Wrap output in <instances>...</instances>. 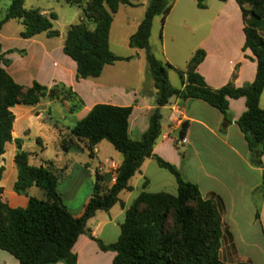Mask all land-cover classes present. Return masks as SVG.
Wrapping results in <instances>:
<instances>
[{
  "label": "trees",
  "instance_id": "16d2710c",
  "mask_svg": "<svg viewBox=\"0 0 264 264\" xmlns=\"http://www.w3.org/2000/svg\"><path fill=\"white\" fill-rule=\"evenodd\" d=\"M64 1L82 8L83 12L81 20L70 26L63 44L64 54L77 64L78 79L98 78L106 66L131 60V57H121L112 52L110 32L120 6L137 5L131 0ZM175 1L151 0L143 21L129 39L130 48L145 52L157 89V106L142 138L133 140L129 134L132 107L108 104L94 106L85 118L69 128L65 136H60V148L65 153L87 150L93 157L97 145L108 141L123 155L113 185H110L108 174L96 170L93 194L81 217L73 216L58 192L59 175L49 167L31 165L33 154L23 149L21 139L14 140L17 146L14 162L18 172L14 192L27 196L29 201L25 208H12L3 200V189L0 188V249L16 257L20 264H77L73 248L79 237L88 231L87 222L98 211H109L117 203L125 207L120 201V193L132 191L130 180L150 158L174 175L177 193L142 192L126 210L117 242L104 245L93 239L103 251L116 253L113 264H228L220 258L226 231L222 200L215 194L203 197L196 184L185 181L174 165L154 154V145L162 133L161 108L171 98L202 100L218 109L224 115L226 124L232 122L230 99L245 98L247 111L237 124L248 142L252 164L262 167L264 110L260 108V98L264 91V36L261 34L264 0H236L245 24L243 50L252 51L258 63L256 79L240 88L230 81L220 89L209 87L197 71L205 58L203 50L193 55L185 72L178 71L184 83L182 89L173 88L169 82L168 73L174 69L173 66L159 61L152 53L150 37L153 21L161 17L164 23ZM25 2L12 0L6 15L0 17V33L6 23L17 20L23 26L20 36L24 39L44 33L50 38L58 37V31L53 30L57 15L51 13L47 16L39 9H26ZM197 3L199 8H205L203 0H197ZM15 51L9 50L7 54ZM5 54L0 44V182L4 174L2 157L6 153V145L13 141V108L18 105L36 106L44 99L67 104L70 115L84 107L81 97L63 83H56L50 88L36 81L30 87L17 83L5 68L8 66ZM53 124L57 126L59 123L53 121ZM188 127V122L182 124L181 139L185 138ZM34 186L44 191L45 199L28 195L29 189ZM256 193H264V171L262 186ZM256 216L259 217L258 213Z\"/></svg>",
  "mask_w": 264,
  "mask_h": 264
},
{
  "label": "crops",
  "instance_id": "0c3cea01",
  "mask_svg": "<svg viewBox=\"0 0 264 264\" xmlns=\"http://www.w3.org/2000/svg\"><path fill=\"white\" fill-rule=\"evenodd\" d=\"M150 1L131 2L137 5L136 7L142 8L145 17ZM203 1L205 8L201 9L198 7L197 0H176L164 23L161 17H156L153 21L150 46L156 49L155 57L159 61L173 66L174 69L169 70L168 73L171 86L175 89L183 88V79L178 71L187 70L189 61L198 50L205 52V58L197 71L212 89H220L230 81H233L237 88L253 83L256 79L258 63L252 51L243 50L246 37L240 6L236 0ZM122 6L133 8L126 5H121L120 8ZM144 17L137 21L136 31ZM157 19L161 24V44L155 47L152 39ZM261 34L264 36V24ZM36 37L32 38L31 43L36 44ZM63 44L58 47H47L41 44L42 49L38 53L32 56L26 53L21 58L17 56L23 69L17 66L12 69L14 64L11 63L8 73L10 72L9 74L19 84L25 81V75L29 78L31 85L36 81L50 88L56 83H63L81 97L84 107L80 112L70 115L68 105L58 101L59 107L56 112L59 116L53 118L50 115L52 122H58L67 133L69 128L85 118L94 106L108 104L132 107L129 134L133 140H140L149 128L150 116L157 106V89L149 69L147 68L145 74L140 73L138 84L134 87H131L124 79L114 76L119 67L129 64L131 60L106 66L98 78L78 79L77 64L64 54ZM12 49L18 52L20 50L9 45H2L3 52ZM143 57L146 60V56ZM53 103L54 101H49L46 106ZM41 105L39 103L36 106L41 108ZM260 108L264 110V91L260 98ZM12 111L15 121L11 143H15L14 140L20 139L18 136L21 134L18 124L29 118L35 110L30 111L16 106ZM246 111L245 98L230 99L229 115L232 122L226 124L224 115L208 103L198 99L183 100L173 97L166 106L161 108L162 133L154 145V154L174 165L185 181L196 184L203 197L215 194L222 200L224 207L222 219L226 231L222 239L220 258L228 264H264V193H256L263 183L264 156L261 168L252 164L248 142L237 124ZM43 112H45L44 108ZM48 122L49 130L56 138L55 144L59 145V151L55 158L48 159L44 155L46 149L44 140L38 137L37 143L41 145L40 154L31 152L33 155L30 158V164L37 167H49L58 175L60 172L64 175L71 174V165L64 161L71 158V152H63L58 139L61 129ZM184 122H188L189 127L185 138L181 139L180 129ZM23 130L25 135L29 132V130ZM103 142L97 145L93 157L87 150L83 151L97 160L96 165L88 162L79 164L83 168V173L88 176V181H92L93 185L96 170L108 174L110 185H113L116 171L123 162V155L117 151L114 159L107 160L106 166L101 165L98 155ZM16 152H12L11 155L13 166L8 177L10 189L6 192L3 187L7 181L4 166L0 188L3 189V200L10 207L25 208L29 198L14 192V184L18 176L14 162ZM168 173L170 172L161 168L155 159H146L140 171L130 180L132 191H123L119 195L125 207L117 203L109 211H98L87 222L88 231L79 237L73 248V253L77 256V264H113L116 253L103 251L93 238L104 245L117 242L125 221L126 210L142 192L176 194L178 189L176 178L171 173L169 176ZM78 185L79 181L75 182L71 190ZM71 190L67 192L59 190L58 183V192L63 200L65 195L71 194ZM92 194L93 186L84 196L78 211L74 213L69 209L74 217L83 215ZM28 195L45 199L44 191L35 186L29 189ZM0 264H20V262L9 252L0 249Z\"/></svg>",
  "mask_w": 264,
  "mask_h": 264
},
{
  "label": "rangeland",
  "instance_id": "374dc122",
  "mask_svg": "<svg viewBox=\"0 0 264 264\" xmlns=\"http://www.w3.org/2000/svg\"><path fill=\"white\" fill-rule=\"evenodd\" d=\"M131 1L137 2V0ZM138 1L142 3L149 0ZM11 2L12 0H0L1 18L6 15ZM83 6H85V3L83 4ZM25 8L39 9L42 14L47 16H49L51 13L56 14L57 20L53 21V30L58 31L59 36L50 38L46 33H44L36 37V44H33L31 43L33 39L28 40L20 36L21 32L23 31V26L19 21L11 20L6 23L0 33V44L4 46L9 45L12 48L20 49L19 52L15 51L8 54L7 52H3L2 50L3 53H6L4 55V58L8 62V66H5L7 71L10 70L11 63L14 64L12 69H15L16 66L19 69H23V65L20 61H18L17 56L21 58L26 55V53L27 55L32 56L41 51V44L47 47H58L59 45L64 43L70 26L78 23L83 17L82 8L69 5L64 0H26ZM133 8L122 6L120 10H118V12L114 15V22L112 25L110 36V48L114 54L122 57H132L129 64L122 65V67H119V69L116 70L117 72L114 73L115 78L119 77L120 79H124L129 83L131 87L137 86L140 73L145 74L148 70L147 62L143 57L146 56L145 52L129 47V38L136 31V23L141 17H144V13H142L143 10L141 7ZM91 26L93 27L92 24ZM155 27L156 29H154L152 41L153 45H155L156 47L160 46L161 44V24L158 19L155 21ZM154 50L156 49L153 46L151 48V51L155 55ZM28 79L29 78H27V75H25V81H23L20 85L24 87H30L31 84L29 83L30 81ZM48 102V99L42 100L40 102L42 104L41 108L39 106H34L35 108L32 106L24 105L17 106L30 111L35 110L29 118H26L20 124H18V128L21 129V134L20 136H18V138L22 139L24 150L40 154L41 145L37 143V138L42 137V139L44 140L43 143L46 148L44 151V155L48 159H53L59 151V145L55 144L56 138H54L49 130L48 121H50V124L52 126L56 127V125L52 124L53 122L50 115H52L53 118L59 116V113L56 112L57 108L59 107V102L54 101L53 104L46 106ZM43 108L45 109V112H43ZM45 119L48 121H46ZM57 126L58 129H61L58 135V139L60 141V136H65L67 134V131L60 124H57ZM23 129H26V131L29 130V132L25 135ZM16 131H18V129ZM99 149L100 153L98 157L101 165L103 166L107 165V160L114 159V156L117 153L115 148L108 141H104ZM12 152H16L15 143H11L6 146V153L2 157L1 161V165L5 167L6 171L5 178L7 181H5L3 185L6 192L8 191V189H10V181H8V177L11 167L13 166L11 157ZM70 156L71 158H67L64 161L68 162L71 165V174L64 175L61 172L59 173V190H65L66 192L70 191L72 189V185H75V182L79 181V185L73 187V190H71V194L65 195L64 200L66 206L75 213L80 208V205H82L84 196L93 186V182L88 181V176L83 173V168H81L79 164L88 162L92 165H96L97 160L92 159L88 155V153H83V151L71 152ZM168 174L169 176H171L170 173Z\"/></svg>",
  "mask_w": 264,
  "mask_h": 264
}]
</instances>
